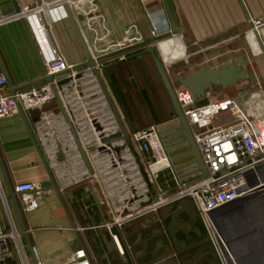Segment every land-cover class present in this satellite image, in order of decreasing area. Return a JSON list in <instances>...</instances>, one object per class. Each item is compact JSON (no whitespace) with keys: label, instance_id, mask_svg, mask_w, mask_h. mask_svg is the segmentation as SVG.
<instances>
[{"label":"crops","instance_id":"crops-1","mask_svg":"<svg viewBox=\"0 0 264 264\" xmlns=\"http://www.w3.org/2000/svg\"><path fill=\"white\" fill-rule=\"evenodd\" d=\"M37 1L15 0V3L20 11ZM43 1L48 4L57 0ZM242 1L249 18L238 0H172L181 33L164 38L155 46L163 64L171 69L168 76L173 86L184 76L201 70H220L230 63L244 69V39L255 38L250 20L264 17V0ZM69 8L92 56L111 54L112 46L126 32L130 36H139L142 42L152 38L153 28L159 32L157 37L171 32L162 0H92L73 2ZM11 9L8 0H0V17H10L17 12ZM260 35L264 40V31ZM141 50L128 53L133 55L122 62L116 61L117 56L99 62L101 76L121 118L118 103L108 87L109 78L119 85L130 105L131 124L122 121L131 135L140 131L136 125L137 110L149 113L152 125L162 123L160 119L158 123L153 122V112L146 107L143 91L152 103L151 97L136 83L147 74L151 76V72L145 70L151 56L134 57ZM53 52L72 67L86 60L62 6L47 7L41 14L32 13L0 24V73L5 75L10 92L45 85L46 81H40L44 77L41 63L44 66L51 60ZM78 73L84 77L56 83L60 104L54 98L39 108L22 111L23 118L18 114L0 120V158L8 180L13 187L31 182L44 189L38 208L29 213L21 212L38 263L69 264L75 250L85 249L91 264H127L115 236L110 233L116 226L132 264H221L193 201L192 209L172 207V202L143 216L125 219L131 212L153 203L155 198L129 151L131 159H126L127 163L120 158L126 146L97 80L86 68ZM233 86L238 90L237 97L251 90L244 86V81ZM220 92L223 98L227 96L223 89ZM203 101L207 103L206 98L199 103L204 104ZM73 134L86 154L92 172L82 159ZM144 157L139 155L142 165ZM189 159H184L181 168L185 176L183 181L190 184L198 176L193 174ZM165 175L170 180H163L159 185L168 195L177 186L171 172L161 173L160 177ZM0 180L7 194L1 171ZM53 185L58 189L66 211L54 193ZM121 200L123 205H128L122 207ZM7 202L20 248L17 249L10 239V256L1 264H33L13 205ZM181 212L187 213L188 221L179 216ZM189 220H200L205 238H201L198 226ZM0 230L10 231L4 214ZM193 234L196 237L188 238Z\"/></svg>","mask_w":264,"mask_h":264},{"label":"built area","instance_id":"built-area-1","mask_svg":"<svg viewBox=\"0 0 264 264\" xmlns=\"http://www.w3.org/2000/svg\"><path fill=\"white\" fill-rule=\"evenodd\" d=\"M81 1L91 2L92 0H57L48 4L43 0H38L35 4L24 7L10 17H0V24L12 18H24L32 13L41 14L42 10L47 7L69 6L73 2ZM261 22L264 23V17L253 21L254 29L258 31L257 27ZM158 35L159 32L153 28L151 37L155 38ZM140 42L142 39L139 36H130L129 32H126L125 36L112 46L110 53L121 51ZM53 53L54 57L44 64V68L47 76H53L52 84L56 85L55 76L72 66L66 64L58 53ZM98 57L100 56H93V59ZM125 59L126 55L121 54L117 56L116 61L122 62ZM96 67L101 70L102 65L97 63ZM164 67L169 74L171 69L169 70L165 64ZM76 75L77 71H71L67 78H76ZM82 77L84 76L80 75V78ZM174 95L191 128L193 140L206 169L207 177L189 184L174 175L175 185L180 191L171 197H166L164 188L159 185V178L161 173L171 172L172 168L162 146L157 125H151L133 133L130 136L132 144L139 155L146 156L143 166L150 184L154 187V198L157 201L131 212L125 219L130 220L143 216L179 199L189 197L196 207L221 264H235L225 242L215 230L209 214L238 198L254 193L255 190H261V193L264 194V90L258 86L254 91L241 93L238 100L243 105V110L230 99L196 105L197 102L193 101L190 92L181 86L179 89L174 88ZM53 100L54 95L50 84L46 83L39 88L25 91L10 92L5 75L0 73V120L18 115V108L21 111H29ZM224 112H229L238 119V122L214 128L213 120ZM155 166L158 168L154 169ZM171 173L173 174V172ZM13 190L23 213L36 210L38 200L44 193L42 187L31 182L16 184ZM5 196V190L0 180L2 209L0 222L2 214H4L10 229L8 233L0 230V264L10 256L8 245L10 239L15 242L17 249L20 248L19 235ZM69 264H91V261L85 249H77L73 252V258Z\"/></svg>","mask_w":264,"mask_h":264},{"label":"water","instance_id":"water-1","mask_svg":"<svg viewBox=\"0 0 264 264\" xmlns=\"http://www.w3.org/2000/svg\"><path fill=\"white\" fill-rule=\"evenodd\" d=\"M162 1L164 3L166 13L171 25V32L169 34L165 36L146 39L143 42H140L136 45L125 48L118 52H114L105 56L98 57L95 60L93 59V56L89 52L83 40V37L80 34V31L76 24V20L69 6L64 5L63 9L85 52L86 60L82 64L73 66L72 68L67 69L66 71L55 76L57 82H60L67 79V75L71 71H78L80 69L86 68L91 72V74L95 77L101 88L102 94L110 108L115 123L118 127L120 136L127 150L133 157L134 162L137 164L139 173L143 178V180L145 181V183L147 184L149 191L153 197H155V193L148 180L147 173L144 169V166L140 163L139 155L135 150L134 145L132 144L130 134L128 133L122 121V118L113 103V100L101 76V71L97 69L96 64L104 60L116 57L118 55L128 54L130 52L139 49H143V50L135 54L134 57L142 56L146 54H149L151 56L157 74L167 94L168 100L171 104V108L174 114V117L171 120L165 121L157 125L159 129L160 140L165 150V153L170 161L172 171L175 173V175L179 176L178 178L180 180L183 181L181 164L185 162L184 159L186 157H190L189 161L191 162L190 166L193 167L192 168V171H194L193 174L195 173L198 176L196 179H194L192 183L205 179L207 177V172L201 160L198 149L194 143L191 128L188 125L182 113V110L180 109L176 101L174 95V87L170 81L168 73L164 67L163 62L160 59L158 50L155 46L156 42L164 38L181 33V29L178 26V21L175 15L172 0H162ZM8 2L11 4V8H12L11 10L18 12V8H17V4L15 3V0H8ZM238 2L242 10L244 11L246 17L249 18L243 1L238 0ZM79 20H81V18H79ZM21 23L31 42V45L33 46L34 51L37 53V49L33 43L31 34L23 19L21 20ZM250 26L258 42L259 48L264 56V43L260 37L259 32L256 29H254L253 21L251 20H250ZM41 66L43 68L44 77L40 81H46L48 84H50V88L53 92L54 98L59 103L60 100L56 87L54 84H52L53 76L46 75V70L43 66V62L41 63ZM249 77L250 74L247 70L242 69L240 66H237L234 63H230L228 66L220 70H216V69L201 70L189 74L187 76H184L183 78H180L178 80V84L190 92L194 102H200L201 100L207 97L208 93H213L214 91L231 87L235 84L247 80ZM76 78H80L79 73L76 75ZM18 110H19V114L23 118V113L21 109L18 108ZM24 123L27 126L25 120ZM74 138L78 146L79 152L82 156V159L87 165L89 171L92 172L89 164V160L86 154L84 153L83 149L80 147V144L76 139L75 135ZM35 148L41 158V162L44 168L48 172L47 166L44 163V160L41 157L40 152L38 151L36 146ZM0 171L2 173L6 192H7L5 199L6 201H10L13 205L16 216L19 220L21 232L23 234L26 243V248L30 253L33 264H39L35 256L34 249L31 244L26 225L24 223L19 208V204L17 202L16 194L14 193L12 184L8 180L6 169L3 165L1 158H0ZM248 185L251 186V184ZM52 189L54 193L58 196L64 210L66 211L58 189L56 188L55 185H53ZM156 201L157 200L154 199V202ZM209 218L215 230L221 236L227 248L229 249L235 264H264V194L261 193V190H255V192L250 195L238 198L222 206L221 208L212 211L209 214ZM72 227H74L73 224ZM110 233L113 236H115L120 253L125 258L126 263L132 264V261L126 251V248L120 237V233L117 227L116 226L112 227L110 229Z\"/></svg>","mask_w":264,"mask_h":264},{"label":"rangeland","instance_id":"rangeland-1","mask_svg":"<svg viewBox=\"0 0 264 264\" xmlns=\"http://www.w3.org/2000/svg\"><path fill=\"white\" fill-rule=\"evenodd\" d=\"M257 29H258L259 34L263 32L264 23L261 22L260 25L257 27ZM260 37L264 43L263 37L261 35ZM147 68H145V70L147 72L149 70V72H151V76L149 77V75L147 74L145 75L146 78H142L143 80H140V79L138 81L136 80V83L139 84L140 87H143L148 91L151 97L152 105H153L154 116L159 117L160 121H162L163 123V121L171 120L172 118L171 111H170L166 96L159 84L157 74H155L156 72L155 69L152 66L151 67L148 66ZM244 69L248 70V72L250 73V77L244 81V86L250 87L251 89L250 91L256 90L258 86H261L264 90V56L262 52L260 51V48L258 47L256 38L254 37H249V39L247 38L244 39ZM148 78L151 80V82ZM174 88L179 89L180 86L175 83ZM220 90L214 91L213 93H208L206 97L207 102H213V101L217 102V101H221L222 99H230V100H233L240 109L242 110L244 109L243 105L238 100V97H237L238 90L235 88V86H231V87L223 89L225 92L224 94L227 95L225 96V98H223V95L220 92ZM196 105H199V103H197ZM150 121H151V118H150L149 113L143 114L137 110L136 125H138L140 128L138 130H143L151 126L152 124L150 123ZM237 122H238L237 118H234L229 112H224L215 117V119L213 120V127L218 128V127H222L226 125H232ZM123 150L121 152L120 158L123 159L124 162H126V159L129 160L131 158L125 147ZM165 172H170V171H165ZM171 172L173 171L171 170ZM173 175H175L174 172H173ZM182 175H183L182 179L184 180L185 176L183 172H182ZM123 176L124 175L120 173V177L123 178ZM175 176L177 178L179 177L177 175ZM178 191L180 190L178 189V187H176V189L173 190L171 194L166 195V197H171V195L178 193ZM122 200H121V203L123 202ZM126 205L128 204L126 203L124 205L123 203L121 204L122 207ZM0 212H2L1 205H0Z\"/></svg>","mask_w":264,"mask_h":264},{"label":"trees","instance_id":"trees-1","mask_svg":"<svg viewBox=\"0 0 264 264\" xmlns=\"http://www.w3.org/2000/svg\"><path fill=\"white\" fill-rule=\"evenodd\" d=\"M132 55H129L128 54L126 57L129 58ZM149 60H150L149 66L150 67L152 66L155 69V71H156V68H155L154 63L152 61V58L150 59V57H149ZM155 74H157V71L155 72ZM157 78H158L159 84H160V86H161V88H162V90H163V92H164V94L166 96V99H167V102H168V105H169V108H170V111H171V115L174 116L173 111H172V108H171V104H170V102L168 100L167 94H166V92H165V90H164V88L162 86V83L160 81V78H159L158 74H157ZM108 87H109V90H110L111 95L116 99V102L118 103V106L120 108V112H121L122 119H123L124 123L127 124V125L131 124V121H132L131 116L132 115L130 113L131 112L130 111V105H128L126 103V98H125V96H124L121 88L119 87V85H117L115 82H113L110 78H109V82H108ZM143 92H144V100H145L146 107H148L153 112V122L158 123V119L159 118H157L156 116H154L153 105L150 102V99L148 97V94L145 91H143ZM197 103H199V102H197ZM203 103H204V101H203ZM201 104H202V102L199 103V105H201ZM155 125H157V124H155ZM130 136H131V134H130ZM144 160H146V156L144 157ZM163 180L169 181L170 180V177H168L167 175H165L164 178H161V177L159 178V182H161ZM192 204L193 203H192V200L190 198L184 197V198H182V199H180V200H178V201H176V202H174V203H172L170 205L172 207H179L180 206L181 208H184V209H187V208H191L192 209L193 208V205ZM184 212H185V210H184ZM184 212H181V213H178V214H179L180 217L185 218V221H188V215H187V213H184ZM176 215L177 214H175V216ZM189 223H191V224L193 223L195 226L197 225L198 226V229H199V233L201 235V238H205L206 235L204 233V230H203V227H202V223L200 222V220H195L194 222H192V221L189 220ZM193 237H196V235H194V234L193 235H190L188 238H193Z\"/></svg>","mask_w":264,"mask_h":264},{"label":"bare ground","instance_id":"bare-ground-1","mask_svg":"<svg viewBox=\"0 0 264 264\" xmlns=\"http://www.w3.org/2000/svg\"><path fill=\"white\" fill-rule=\"evenodd\" d=\"M251 35H253V34H251ZM253 36H254V35H253ZM157 168H158V166H155V167H154V169H157Z\"/></svg>","mask_w":264,"mask_h":264}]
</instances>
